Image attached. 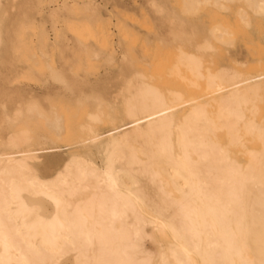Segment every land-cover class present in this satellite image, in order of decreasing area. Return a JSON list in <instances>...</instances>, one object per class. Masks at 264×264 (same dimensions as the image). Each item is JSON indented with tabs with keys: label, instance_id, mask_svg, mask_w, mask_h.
<instances>
[{
	"label": "bare ground",
	"instance_id": "6f19581e",
	"mask_svg": "<svg viewBox=\"0 0 264 264\" xmlns=\"http://www.w3.org/2000/svg\"><path fill=\"white\" fill-rule=\"evenodd\" d=\"M43 1L0 0V264H264V0H146L169 49L41 77Z\"/></svg>",
	"mask_w": 264,
	"mask_h": 264
},
{
	"label": "rangeland",
	"instance_id": "374dc122",
	"mask_svg": "<svg viewBox=\"0 0 264 264\" xmlns=\"http://www.w3.org/2000/svg\"><path fill=\"white\" fill-rule=\"evenodd\" d=\"M24 1V0H23ZM165 7H174L175 1L173 0H161ZM84 2H91L95 6L96 16H87L84 12ZM146 0H53L49 2L44 0L39 5V10L36 16H32L34 25L41 27L47 37L50 39V44L43 47V51L36 47V60H29L32 65L39 64L40 76L47 77L48 70L47 65L60 66L64 64L73 65H93V66H118L122 54L128 55V51L140 50L141 47L147 48V51L153 53V51L167 50L168 46H165L159 41V30L156 25L157 13H153L152 9L146 5ZM174 4L171 5V3ZM20 3V2H19ZM67 3L68 10H64L63 6ZM148 4V2H147ZM19 5V4H18ZM149 5V4H148ZM73 10H76L73 12ZM54 12V16H50ZM153 13V14H152ZM122 14V15H121ZM160 16V15H158ZM31 17V16H30ZM127 17V18H126ZM184 17V16H179ZM187 17V16H185ZM205 17V16H200ZM17 16L13 13L8 16L6 25L9 27L11 24L17 22ZM155 19V20H154ZM98 21V22H97ZM95 22V23H94ZM69 23L85 25L91 33L81 34L83 36H75L77 27L68 25ZM93 23V27L92 24ZM96 23L98 25H96ZM84 29V27L82 26ZM68 26V27H66ZM78 27V28H79ZM97 27V28H95ZM75 28L76 31L73 30ZM96 31L95 30H99ZM86 30V28H85ZM84 30V31H85ZM94 31V32H93ZM80 32V31H79ZM78 32V34H79ZM83 33V32H82ZM91 34V36L89 35ZM79 38V39H78ZM103 38V39H101ZM28 43L32 45H39L38 35L29 34L27 36ZM83 40V41H81ZM85 40V41H84ZM33 42V44H32ZM141 42V43H140ZM155 42V44L153 43ZM159 42V43H157ZM135 43V44H134ZM157 47L152 50L154 45ZM133 44V45H131ZM139 44H142L139 45ZM152 44V45H151ZM139 46L140 49L138 48ZM150 47V48H149ZM152 47V48H151ZM149 49V50H148ZM92 50H97L98 55L93 56ZM146 51V50H145ZM17 53V51H16ZM12 53L8 54L9 57ZM109 56L113 59L109 61ZM38 59V61H37ZM92 59V60H91ZM87 61V62H86ZM91 61L92 63L90 64ZM14 74H11L13 76ZM15 77L13 82L16 87H25L27 84H33L35 78L34 75L30 77ZM116 77L113 74L109 76V84L105 85L104 90L115 86ZM18 79V80H17ZM49 81V79H48ZM111 83V84H110ZM51 88V87H50ZM21 93V92H20ZM53 93V92H52ZM54 95V93L52 94ZM80 110L71 109L67 114L70 116V120H74L75 112ZM82 111V110H81ZM77 115V114H76ZM75 116V117H74ZM63 149V150H62ZM55 159L63 161L68 155V150L65 147H61L60 151L56 152ZM94 165H101L98 156L94 157ZM53 163V162H52ZM147 233V232H146ZM146 245L148 249H153L151 240H147ZM61 262L68 263L65 258L61 259Z\"/></svg>",
	"mask_w": 264,
	"mask_h": 264
}]
</instances>
